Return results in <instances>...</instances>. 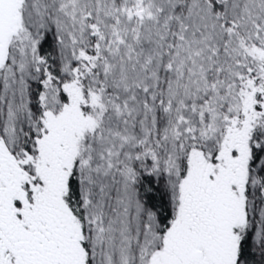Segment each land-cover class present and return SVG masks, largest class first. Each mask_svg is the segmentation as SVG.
<instances>
[{
  "label": "snow or ice",
  "instance_id": "obj_1",
  "mask_svg": "<svg viewBox=\"0 0 264 264\" xmlns=\"http://www.w3.org/2000/svg\"><path fill=\"white\" fill-rule=\"evenodd\" d=\"M0 264H264V0H0Z\"/></svg>",
  "mask_w": 264,
  "mask_h": 264
}]
</instances>
